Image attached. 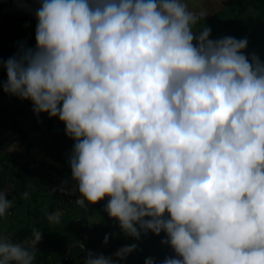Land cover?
Wrapping results in <instances>:
<instances>
[{
    "label": "clouds",
    "instance_id": "1",
    "mask_svg": "<svg viewBox=\"0 0 264 264\" xmlns=\"http://www.w3.org/2000/svg\"><path fill=\"white\" fill-rule=\"evenodd\" d=\"M250 13L262 27L264 9ZM207 15L185 0H42L16 39L3 91L58 117L74 145L61 169L6 151L20 157L15 171L64 187L57 209L41 199L39 221L76 234L69 248L103 235L105 213L74 215L101 201L130 237L120 259L135 238L164 232L176 256L162 264H264V61L245 55L246 38L194 31ZM10 207L0 192V217ZM42 237L34 228L30 249L0 238V264H33ZM96 247L84 264H118Z\"/></svg>",
    "mask_w": 264,
    "mask_h": 264
},
{
    "label": "crops",
    "instance_id": "2",
    "mask_svg": "<svg viewBox=\"0 0 264 264\" xmlns=\"http://www.w3.org/2000/svg\"><path fill=\"white\" fill-rule=\"evenodd\" d=\"M38 1L17 0L14 3L13 1L0 0V113L3 115L0 124V145L7 148L15 145L14 154H24L28 159L61 169L69 166L74 145L73 139L66 135L65 125L58 117L50 118L47 113L34 114L31 101H22L3 91V84L7 80L4 63L18 51L16 40H13L14 29L22 28L23 31V27L25 30L28 27L29 33L33 31L37 24L36 11L41 6ZM185 2L193 11H199L201 7L207 9L208 15L199 20L193 29L197 32L203 30L205 26L209 29L213 26L219 27L222 23L226 26L227 23H230V17L234 23L245 22L250 11L264 9L261 2L258 1L260 2L258 3L256 0H185ZM14 17L16 19H13ZM247 22L253 27L255 25L252 29L256 30L254 34L258 36V25L262 21L255 23L252 19ZM12 46L15 47V50ZM32 47H34L32 44H28V48ZM90 216L95 222H101L102 214ZM115 221L109 217L107 212L105 213L104 222L109 225ZM98 237H100V233ZM129 245L130 243L125 247ZM120 249L122 248H117L116 253ZM131 253L129 254L134 257L135 250ZM123 259L117 257V263L122 264Z\"/></svg>",
    "mask_w": 264,
    "mask_h": 264
},
{
    "label": "trees",
    "instance_id": "3",
    "mask_svg": "<svg viewBox=\"0 0 264 264\" xmlns=\"http://www.w3.org/2000/svg\"><path fill=\"white\" fill-rule=\"evenodd\" d=\"M256 1H260L264 5V0ZM252 18L253 14L247 17L249 21L252 20ZM262 31L263 32L261 34L259 33L258 36L254 34L251 37L250 43H257V46L264 45V25L262 26ZM253 48L254 46L249 49L251 50ZM2 116V113H0V124L3 120ZM6 150L7 147L0 145V165H4V169H9V163H7V160H10L14 165H17L19 164L18 161L20 157L15 156L13 158L12 153ZM70 170L71 169L69 168V171ZM3 173L4 172L0 173V190L5 186V184H9L12 182V175H14L16 176L15 178L19 181L18 186L14 190L15 193H18L21 189H23L24 191L26 190L24 185L26 176L36 178L31 180L36 183V186L38 187L36 192L32 193V198H30L31 202L34 203L33 206L31 204L26 205V210H23L21 212V217L17 222V226H14L13 229L10 228V233H6L8 241L30 249L31 246L26 245L25 241L32 238V232L34 228H38L41 231L43 237L35 246L36 253L33 264H55L59 255L67 252L70 253V259L63 262V264H84V261L89 253L96 252L95 250H99L96 247V242L102 245L103 253L105 251V254L108 257H111L112 260H115L114 256L117 248L121 247L124 244L120 243L121 238L123 237L126 240L130 239V237L121 230L119 222L117 220L108 225L107 222H104L103 218L104 223L98 225L99 228L103 230V235L100 234L99 240L95 241V239H93L90 243L87 242L85 250H80L77 245L71 246L69 248L70 245L77 241L73 240V238L76 237V234L71 233L69 236L61 234V229L57 227L58 224L56 223H54L55 226L52 229L42 228V226L49 227L50 222H46L48 221L47 218L44 222L39 221V214H43L41 211V207L43 206L41 199L42 201H45V199L51 201V204L53 205L52 210L53 208L57 209V207H59V205L62 203V201L59 199L63 194L64 187H46L48 183L44 181V178H46V176L44 174H36L32 171H29V169H25L22 173H20L19 171L11 170L10 173L12 175H5ZM63 197L66 198V195H63ZM70 197L73 198L72 196ZM21 199L17 200L16 202L15 200H13V204L11 205H13L16 209H23V198ZM9 200L11 201V199ZM106 205V202L102 203L101 201H98L95 204H87L86 209L82 210V217H84L86 214H104L106 213ZM105 236L108 237L106 243ZM132 244L135 245V250H137L138 252H136L137 254H135L134 257L133 255L128 254L130 256L127 255L128 257L122 260V264H146V260L148 258H154L156 264H162V261L167 258L170 250H173L166 242V235L164 232H161L158 236L148 234L147 238L139 236L138 239L135 238V241H133ZM12 264H15V262H12Z\"/></svg>",
    "mask_w": 264,
    "mask_h": 264
},
{
    "label": "rangeland",
    "instance_id": "4",
    "mask_svg": "<svg viewBox=\"0 0 264 264\" xmlns=\"http://www.w3.org/2000/svg\"><path fill=\"white\" fill-rule=\"evenodd\" d=\"M38 3L41 5L42 1L39 0ZM251 14H255V13H249V15ZM225 16V14H224ZM253 19V18H252ZM245 22H236L234 23L232 21V17H230V23H227V25L225 26L224 23H222L219 27H212L210 30V39L213 40H217V39H221L227 36H231L234 37L236 39H247V47L244 50L245 55H252L255 54L256 56H258L262 61H264V45H260L257 46V43H250L251 40V35L256 33L255 29H252L255 27L250 25L247 21L249 20H244ZM28 28L25 30L23 27V33L22 36L20 34L15 33L13 36V40L16 39H23L24 37H26V35L28 34ZM262 27L261 25H259V33H262ZM8 44V43H7ZM252 46H254L253 49H249ZM256 47V48H255ZM9 163V169H4V165H0V173L4 172L3 174L5 175H12L10 172L11 170H15V166H11L10 165V160H7ZM16 176L12 175V182L9 184H5V186L0 190V192H4L7 194V198L11 199V204H13V200H15V202L19 199H21L24 195V193H27V197L23 196V209H16L13 205H11V207L7 210V214L4 215L3 217H0V238L3 239H8V237L6 236V233H10V228L13 229L14 226H17V222L19 220V218L21 217V212L25 209L26 205L31 204L33 206L34 203L31 202L30 198H32V192L31 191H27L28 190V186L34 185L33 182L30 179H26L25 180V186H26V190L24 191L23 189L19 190L18 193H15L14 190L15 188L18 186L19 181L15 178ZM13 197V199H12ZM22 200V199H21ZM32 210V209H31ZM74 215L76 217H81L82 216V209L79 207H75L74 209ZM66 220H72L73 219V215L72 214H68L65 217ZM44 220L46 221V218H44ZM47 222V221H46ZM153 236H156L152 233ZM31 238V237H29ZM26 245H30L31 246V239L26 240L25 241ZM176 256L174 250L172 251V253L169 255V257H174Z\"/></svg>",
    "mask_w": 264,
    "mask_h": 264
}]
</instances>
